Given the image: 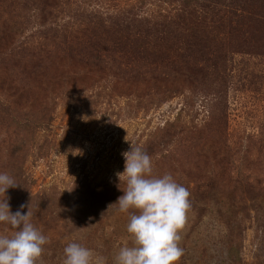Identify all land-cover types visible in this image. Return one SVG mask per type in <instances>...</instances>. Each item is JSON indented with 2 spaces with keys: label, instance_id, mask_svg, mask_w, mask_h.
Here are the masks:
<instances>
[{
  "label": "rangeland",
  "instance_id": "rangeland-1",
  "mask_svg": "<svg viewBox=\"0 0 264 264\" xmlns=\"http://www.w3.org/2000/svg\"><path fill=\"white\" fill-rule=\"evenodd\" d=\"M131 144L190 193L179 264H264V0H0V172L36 264L132 245Z\"/></svg>",
  "mask_w": 264,
  "mask_h": 264
},
{
  "label": "clouds",
  "instance_id": "clouds-1",
  "mask_svg": "<svg viewBox=\"0 0 264 264\" xmlns=\"http://www.w3.org/2000/svg\"><path fill=\"white\" fill-rule=\"evenodd\" d=\"M122 155L124 170L116 175L126 187L109 207L129 213L126 231L132 245L119 248L115 264H179L184 254L179 233L190 208L189 191L171 174L153 176L151 157L140 147L131 144ZM17 186L12 176L0 172V193L6 197L0 199V222L15 229L10 236L0 235V264H36L48 241L31 222L30 205L11 211L7 191ZM64 256L63 264H105L104 257L75 242L64 248Z\"/></svg>",
  "mask_w": 264,
  "mask_h": 264
}]
</instances>
